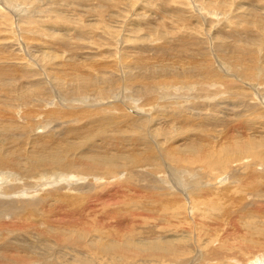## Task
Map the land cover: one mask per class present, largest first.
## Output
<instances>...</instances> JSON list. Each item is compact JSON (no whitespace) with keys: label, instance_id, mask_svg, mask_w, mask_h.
<instances>
[{"label":"rangeland","instance_id":"374dc122","mask_svg":"<svg viewBox=\"0 0 264 264\" xmlns=\"http://www.w3.org/2000/svg\"><path fill=\"white\" fill-rule=\"evenodd\" d=\"M16 4L17 8H14L13 6ZM0 11L4 15L0 13V22L2 23V26L0 25V57L11 53L16 56L13 60H0V67L2 66V69L4 68L7 73V79L0 75V107L2 108L0 110V125L9 122L14 123V125L19 123V126L16 125L18 129L15 136L13 138L12 136L11 138H6L5 141L2 140L3 143L0 144V147L4 144L1 147L3 151H9V153L16 152L15 155L23 151V155L28 154L33 146H31V144L27 145V142H35L33 139L37 137L36 134L33 135V133H31V135L28 130L30 129L34 132L33 130L35 129L32 128L31 125L38 123V121H42V119L44 120L43 113L48 112L47 109L54 107L52 105V103H54L53 99L49 100L51 105L45 107L44 104V106L41 105L40 108L37 107L40 115H35V119H27L24 117L25 115L22 116L25 112L22 110L28 107L14 110V113L17 111V116L11 112V107L4 108V103L9 100L8 98L16 94H24L30 97H33L35 94L33 98L47 95L43 98L44 100L50 97L51 92L47 89L51 88L52 90V87H48L50 82L46 80L45 77L36 73L38 74V76H35L37 79L34 78L40 80L41 83L44 81L43 84H39L36 87L32 86L34 80L31 82L26 80V73L29 75L35 73L29 68L30 71L28 67H37L46 72L48 69H55V67L60 64L75 66V70L69 71L67 74L51 80L54 93H58L60 97L69 99L70 102L75 104V100L85 99V102H87L88 97L96 95V92L84 91L83 85L85 84H98L104 95V98L101 99L102 101L111 102V98L117 96L116 93L112 94V96L109 95L111 93L109 86L116 88L118 92L122 88L123 81V83H125L127 80L132 79L128 77V73L125 75L123 72L124 70H121L120 63L125 61L123 55H128V66L137 60L138 57H142L146 60V62H144L145 64L163 65L166 71L162 76L171 77L165 78L163 81L159 78L156 85H151L147 82L142 84L138 82L126 83L127 86L125 85V88L127 87V89H121L122 93L119 99L123 97L126 99L124 95L128 96L130 99L131 97L136 99L135 103H137L138 106L133 107L136 113L130 112V109L126 108L128 105H126L124 101H121L120 110L117 109L120 121H125L123 126L126 129L132 130L134 126H132L131 122L135 124L141 123L139 124L141 129L138 133L151 139L148 143H151V141L153 143H159V145L155 146V149V144L152 145L153 143H151L148 148L149 150L156 151L155 157L148 160L150 169L153 171L152 175L148 173V168H146L147 166L145 165V170H143L144 173L146 172L145 175L140 174V176L144 175L145 177H140L139 181L140 186H146L147 181L151 179L152 181L148 183L149 187H154L157 193L159 192L158 194H163V207L159 208L157 213L158 216L164 220L163 225L159 228L157 233L154 234L151 230L154 222H149V224H133L131 228L113 230L112 235L104 239L95 237L90 238V236L85 238L83 231L76 229L73 231V240L78 250L84 251V249H86L90 254H107L110 258L125 256L130 259L133 258L144 261L155 259L169 262L171 257L169 250L172 248L187 250L186 254L188 256L191 254V257L193 256L192 252L196 250L201 253V258L206 254L209 244H213L214 247L220 246L225 249L223 244L227 243L228 240L223 238V235L219 234L222 233L221 231L217 232L218 235L208 236L199 230L198 222L196 221L202 218L204 212L197 207V194L191 193L189 190L186 192L180 189V191L176 189H174L175 191H170V182H176L177 178L172 177L167 169L171 167L172 170H175L174 173L176 171L184 172L181 175L182 179H185L188 173L194 175V178L197 177L199 182L192 186L193 190L201 188L202 190H206L209 188L214 193H219L231 186V194L235 196V199L244 198L242 201L264 204V182L262 183L260 179H255V181L250 183V181L244 178L245 176H253L254 168L259 171V174H256L255 178H258V176L264 177V174L261 175V172H264V145L254 143L255 148L251 152H244L241 153V155L236 153L230 155L227 153V149L231 147L228 143L229 134L225 135L227 134L225 133L227 130H224V132L223 129H221L224 125L221 124L210 128L208 127V137L205 141L197 144L202 147V154L184 155L187 148L193 145L187 141V138L189 137L190 139L196 140L198 137L201 138L199 136L201 133L200 129H198L196 125L178 130H175V127H180V124L168 126L159 111L158 104L173 101L174 107L179 108L181 105H186L190 110L195 112L189 115L199 117L217 116L220 119L225 118V112H227L226 110L228 109H230L233 115L235 113H239L237 115L244 113L246 116L247 112H243L245 110L249 113L246 117H239L240 120L243 121L246 118L244 121H257L258 123H262L261 121L263 120L264 123V77L262 78L260 74V72H262L260 70L262 69L264 60L262 58L264 53V0H0ZM12 29L19 35V44L16 43L17 46L14 44L15 41L13 42L11 40L13 36L11 33ZM50 41L52 42L50 43ZM162 41H167L168 43ZM174 41L177 43V48L174 50V53H172L173 57L171 56L170 59L166 58L172 48V46L168 44L174 45ZM184 42L186 43L184 44ZM165 44L166 48L164 47ZM159 45L162 46L160 47ZM8 47H11V49ZM227 47L235 49L236 52L227 51V49H225ZM7 49L9 50L7 51ZM13 50L14 52H12ZM124 50L125 52L123 53ZM201 52L211 56L212 66H207L208 68L205 67L203 62V57L205 56L204 54H199ZM248 52L252 53V56H250L252 60L249 58L250 63L244 62L248 57ZM237 54L241 56L237 57ZM136 56L138 57L136 58ZM223 56L226 60L228 59V63L224 62L225 59ZM84 59H89L96 63L109 64L108 73L100 71L96 66L79 68L87 62V60L85 61ZM261 59L263 60L261 61ZM10 61L14 62L11 64L25 66L26 69H19L21 70V75H19L20 73H15L14 75L13 70L10 69L11 64H8ZM219 63L222 65L220 66ZM188 64H191L190 69H185ZM236 65L242 66L241 69H238V67L235 68L234 66ZM209 68L211 70L208 71ZM106 70L107 69L104 71ZM126 71L128 70L126 69ZM210 71L213 74H208ZM256 73L257 80L259 79L258 81L255 79ZM247 77L250 78L248 79ZM227 79H231L232 81L228 82ZM222 81H224L223 84ZM225 82L228 83L229 86ZM245 82H248V84H244ZM176 85L180 87V89H177L175 87ZM138 86L139 88H137ZM135 87L139 92L133 91ZM145 89L151 91V95L147 96L149 100L153 99L151 102L143 99L146 97L145 93L140 95V92ZM204 90L205 92H203ZM38 92L40 94H38ZM233 92H235V94H233ZM41 93L46 95H42ZM212 94L213 96L211 97ZM234 95H237V99H229L228 96ZM202 96V101H205L204 107L206 109L209 107L207 110L209 114L206 112L205 108L200 109L199 106H197V108H192V104H190L197 102V98ZM207 97L213 98L214 100L208 99ZM216 100L221 101V104L219 101L218 102L221 106H224L222 109H227H219V104ZM206 101L209 102V104ZM215 101L216 104H214ZM232 101L233 104H230ZM261 101H263V103ZM184 102L187 104H184ZM258 102L261 104L259 105ZM103 106L104 105H101V107ZM44 107L45 109H43ZM77 108L78 105H75L74 109L66 107L61 109H64L65 112H72ZM7 109L10 113L6 112L8 111ZM39 109L42 110L39 111ZM125 109L127 114L132 118L125 117ZM166 109L172 113L175 108L168 107ZM210 109L213 114L210 113ZM18 113L21 114L19 115ZM160 116L163 118L164 122L160 125L151 126V123L159 119ZM234 117L236 116L234 115ZM237 118L238 117L234 119L237 120ZM48 122H52L54 125L56 123V121L53 120H48ZM263 123L260 125V128L256 129L257 133H253L252 130H250L249 133L247 130L243 136H252L251 138L256 140L257 138L260 139L264 136L260 133L264 129ZM54 125L46 130L50 131L55 129ZM223 128L227 129L226 127ZM22 129L26 131H22ZM39 129L34 133H42V135H44L45 132H47L44 130L45 132L43 133V129ZM56 130L60 131L59 128ZM234 133L235 135L238 134L236 131H234ZM21 136H24V140H20V138L23 139ZM163 137L166 138L163 139ZM17 139H19V141ZM12 140H16V142H12ZM9 144L12 145L9 146ZM35 144H37V141ZM7 145L9 148H6ZM21 145L24 148L21 147ZM156 154L158 156H156ZM177 155L182 156L179 159H174ZM164 165L167 167L164 169L165 171L163 170V173L166 175V183L163 181L161 171V166ZM232 170L236 173V177L234 178H240L237 183L233 182L235 179L233 178L234 172H232ZM249 173L253 174L249 175ZM183 175H185V177ZM122 176L124 178L126 173H122L120 178H122ZM15 177V175L11 177L4 176L5 182L2 183V185H9L15 180ZM82 178L72 177V181L76 182ZM154 178L160 181H154ZM86 181V184L90 182L89 179ZM112 181L114 182L115 179H111V182ZM16 182L22 185L25 184L26 181L22 179ZM113 182L110 183L109 181V185L116 183ZM92 184L93 187H100L107 183L102 179V181H94ZM52 185L54 186L55 183ZM137 185L138 182H136V188H139ZM257 185H260L258 187L259 193L254 194L253 189ZM27 186L25 185V187ZM40 189L41 186L38 188V193L39 195L41 194L40 196H43L48 190H51L48 188L44 190V192L46 191L44 193L43 191H39ZM53 189L55 190L56 188ZM172 191L173 193L171 194ZM234 192H236V194H234ZM173 196L176 198L173 199ZM211 197H213V194ZM191 205L194 209L193 220L186 218L187 214L185 208L190 211L188 207ZM256 207H258L256 208L258 211L263 210L264 212V208H259L260 205ZM214 214L217 215V213ZM218 220L220 221V218ZM224 223L220 221L221 227L227 229L231 227V224ZM184 230H189L190 232V243L188 244L185 243L186 240L184 238L180 236L174 237V234H180L181 231L184 233ZM224 234L227 235L226 233ZM246 234V231L242 229L237 236L239 238L236 239V235L231 237L232 240L230 243L237 247L241 245L244 246V242H242L241 239H243ZM161 235L169 236L164 238L161 237ZM255 237L256 240H263L262 235L256 234ZM154 244H161L164 250L155 253L148 252V249ZM131 245H133V248ZM223 251L225 255L227 253H234V255H239L241 252L243 253L242 250L238 251V249L232 251L230 247ZM248 256L254 257L253 254H248ZM229 263L240 264L235 261H229ZM206 264L228 263L214 260L207 261Z\"/></svg>","mask_w":264,"mask_h":264},{"label":"bare ground","instance_id":"6f19581e","mask_svg":"<svg viewBox=\"0 0 264 264\" xmlns=\"http://www.w3.org/2000/svg\"><path fill=\"white\" fill-rule=\"evenodd\" d=\"M17 4L13 7L15 8ZM0 13L2 12L0 11ZM1 24L2 23L0 22V25ZM13 30L14 29H12L11 31L13 35L11 40L13 42L15 41L14 44H19V35L18 33H16V31ZM175 41L174 45L168 44L169 46H172V48L170 49L167 57L164 54L166 58L170 59L173 55L172 53H174V50L177 48V43ZM51 42L52 41H50V43ZM162 42L166 43L167 41ZM185 43L186 42H184V44ZM165 46L166 44L164 45V47ZM9 49H11V47ZM9 49H7V51ZM225 49L234 53L236 52L235 49H230L228 47ZM12 52H14V50ZM124 52L125 50L123 51V53ZM199 54H204L205 56L203 57L205 67L210 65L212 66V62L210 59L211 56L207 55L204 52H201ZM127 56L123 55L125 61L123 63H120V66L121 70H124V74L126 75V73H128V77L132 79L127 80L128 82L126 81L125 83H123V81L121 89H127V87L125 88V85L126 83L130 82H138L141 84L147 82L151 85H156L157 80L159 78L161 81H163L165 78H171L162 76V74L166 71V68L163 65L158 66L145 64L144 62H146V60L142 57L136 56V58L138 57V59L135 60L130 66H128L129 60L127 61ZM224 56L223 58L225 59V61H223L225 63H228V59L226 60ZM236 56L240 57L241 55L237 54ZM247 56L248 57L245 59V61H243L250 63V56H252V53L248 52ZM14 58H16V56L11 53L0 57V60H13ZM262 58L264 59V53ZM263 59H261V61ZM86 60L87 62L79 68H84L87 66H96L100 71L108 73V69L110 67L109 64L96 63L89 59ZM11 63L14 62L10 61L8 64ZM221 65L222 64H220V66ZM190 66L191 64H188L185 69H190ZM234 67H238V69H241L242 66L240 67L236 65ZM29 68L32 69L35 73H32V75L26 73V80H29L30 82L34 80V82H32V86L36 87L39 84H43L44 81L42 80L43 82L41 83L40 80H36L37 78L35 76H38V74H40L41 76L45 77V79L50 82V85H48V87H52V90L51 88L47 89L49 92H51L50 97H48L47 100H44L43 98H45L47 95L42 93V95L46 96H41L38 98L36 96L35 98H33L35 94L33 95V97L24 94H16L14 96L9 97V100L7 99L8 101L4 103V108L11 107V112H13L14 110H17V108L19 109L28 107L22 110L23 112L25 111L22 116L25 115V118L33 119L35 115L39 114L37 107L40 108L41 105L44 106V104L45 107H47V105H51L49 100L53 99L54 103H52V105L54 107L51 109L46 108L48 112L43 113L44 120L42 119V117L40 118L42 119V121H38V123H35L31 126L35 129L33 130L34 132L41 128L43 129L44 133V130H46L47 128L49 129V127L54 125V123L48 122V120L56 121V123L54 125L55 129L50 131L46 130L47 132H45L44 135H42V133H34L30 129L28 130L30 134L33 133V135H37V137L33 139L35 140V142L37 141V144H35V142L28 141L27 145L31 144V146L33 147L32 150L26 155L22 154L24 151L22 153L20 152V154L18 155H15L16 152L10 151L11 153H9V151H3L1 147L4 144L0 147V264H206L207 261L214 260H217L219 262L222 261L223 263L228 264H232L229 263V261H235L240 264H264V212L263 210L258 211L256 209L258 208L256 207L257 205H260L259 208L263 209L264 204H257L253 202L249 203L250 201H242L244 200V198L235 199V196H232L231 194V186L227 187L224 191L219 193H214L209 188L206 190H202V188L193 190L192 186L195 183L199 182V180H197V177L194 178V175L188 173L186 175V178L182 179L181 175L184 172L176 171L174 173L175 170H172L169 164L168 166L170 168L167 169L168 172L171 173L170 175L172 177L177 178L176 182H170L172 184H170V191L174 189H180L183 192L189 190V192L197 194V207L198 209L204 212L202 218H200L199 221H196L198 222L199 230L208 236L218 235L217 232L221 231L222 233L219 234L223 235V238L228 240L227 243L223 244L225 249L230 247L232 251L238 249V251L242 250L243 253L241 252L239 253V255H234V253L229 254L226 252L227 254L225 255L223 251L225 249L220 246L214 247L213 244H209L206 250V254L203 256V258H201V253L196 250L192 252L193 256L191 257V254L189 256L186 254L187 250H179L176 248H172L169 250L171 254L170 261L164 262L162 260L155 259L148 261L137 260L133 258L130 259L125 256H116L115 258H110L107 254H90V252L86 249H84V251L78 250L73 240V231L76 229L82 230L85 238L90 236V238L95 237L104 239L110 237L112 235L113 230L115 229H126L131 228L133 224H149V222H154L151 227V230L152 233H157L159 228L164 223V220L160 218L157 214L159 208L163 207V194L161 193L160 195L158 194L159 192L157 193L154 187H149L148 183L152 181L151 179L147 181L146 186H140L139 181L140 177L144 176L146 173L143 172V170H145V165L147 166L146 168H148V173L152 175L153 171L150 169L148 160H150V158L155 157L156 151L148 149L149 145L153 143L152 141L151 143H148V141L150 142L151 139L138 133V131H140L141 129V126L139 125L141 123L135 124L131 122L132 126L134 127L132 128V130H128L123 126L125 121H120L117 109L120 110L119 107H121V101H124V103L128 105L126 106V108L130 109V112L132 113H136V110L133 107L138 106V104L135 103L136 99L132 97L130 99L128 96L124 95L126 99H124V97L119 99L122 93L121 89L117 92L116 88L109 86V89L111 90V93L109 95L112 96V94L114 93L117 94L116 97L111 98V104V102L101 100L104 98V95L101 92L98 84H85L83 85V90L86 92H96V95L88 97L87 102H85V99L75 100V104L73 102H70L69 99L60 97L58 93H54L53 83L51 81L52 79L59 78L67 74L69 71L75 70V66L70 64H60L56 66L55 69H48L46 70V72L42 71L37 67H28V69ZM10 69L13 70L14 75L15 73H20L19 75H21V70L26 68L25 66L11 64ZM105 69L107 70L104 71ZM126 69L128 71H126ZM209 70L211 69L209 68L208 71ZM260 71H262L260 72V74L263 78L264 60L262 64V69ZM209 73L212 72L210 71L208 72V74ZM0 75L4 77L7 76L6 70L4 68L2 69V66L0 67ZM255 75L256 78H254L257 80V73ZM230 81L232 80H228V82ZM223 82L224 81H222V84ZM244 84H248V82H245ZM177 85L175 87L177 89H180V87H178ZM137 88H139V86ZM137 88L135 87L133 91L139 92ZM203 92H205V90ZM144 93L146 94V97L143 99L145 101L151 102L153 99L149 100V98L147 97L151 95V91L149 89H145L140 92V95ZM38 94L40 93L38 92ZM233 94H235V92H233ZM212 96L213 94L211 95V97ZM228 97L229 99H237V95ZM202 98L203 96L198 97L197 102L190 103L192 104V108H197V106H199L200 109H204L205 101H202ZM207 98L214 100L210 97ZM216 101L218 104L219 102L221 104V101ZM216 101L214 104H216ZM263 101L261 102L263 103ZM207 103L209 104V102ZM173 104V101H168L164 104H158L159 111L162 117L165 119L166 124L168 126L180 124V127H175V130L185 129L192 125H196L201 132L199 135L201 138L198 137L197 140L190 139L189 137L187 138V141L189 143H192L193 145L187 148L184 155L202 154L203 149L197 144L202 141H205L208 137V127L210 128L215 125L221 124L224 125L223 127L227 128L224 129L223 127L221 128L219 126L221 129H223V131L227 130V132L224 131L225 133H227L225 135L229 134L228 143L231 147L227 149V153L230 155L233 153L241 155V153L244 152H251L255 148L254 143L264 145V136H259L261 138H257V140L251 138L252 136L250 135V137L243 136V134H245V131L247 130L249 131V133L250 130H252L253 133H257L256 129L260 128V125L263 123V120L261 118L260 119L262 120V123H258L257 121H244L246 120L245 117L249 113L248 111H243L245 113L247 112L246 116L244 113H241L240 115H237L239 113H235L234 115L238 117L237 120H235L236 117H234L233 113L231 114L230 109H222L224 106H221L219 104V109L227 111L225 112V118L220 119L217 116L199 117L189 115L195 112L193 110H190L186 105H181L179 108H177L174 107ZM184 104L187 103L184 102ZM230 104H233V101ZM258 104L260 105L261 103L258 102ZM75 105H78V108L72 112H65L64 109H61L63 107L74 109ZM101 105L104 106L101 107ZM45 107L43 109H45ZM168 107H172L175 109L171 113L169 110L166 109ZM208 108L209 107L205 109L206 112L209 114V112L207 111ZM1 109L2 108L0 107V110ZM40 110L42 109H39V111ZM6 112L10 113L9 110ZM211 112L212 111L210 109V113ZM16 113L14 114L16 115ZM124 115L127 118H132L127 114L126 109ZM243 116H245V119L242 121L239 117ZM255 116L257 118L256 114ZM163 118H161L160 116L159 119H156L153 123H151V126L160 125L164 122ZM18 124L16 123V125ZM16 125H14V123L12 122L5 124L3 123V125L0 127V144H2L3 141L6 140V138H11V136L13 138L15 136L16 131L18 129ZM58 128L60 129V131L56 130ZM23 130L25 129H22V131ZM234 131H236L238 134L235 135ZM262 132H260L261 135H264V129ZM22 138L23 139L20 138V140H24V136ZM165 138L166 137H163V139ZM17 140L19 141V139ZM13 141L14 140H12V142ZM14 142H16V140ZM10 145L12 144H9V146ZM152 145H154L155 149V146L159 145V143H153ZM7 147L8 145L6 146V148ZM21 147L23 146L21 145ZM156 156L158 155L156 154ZM181 156L182 155H177L174 157V159H179ZM161 167L163 181L165 182L166 175L163 173V170L167 167L166 165ZM232 172H234V176L232 175L233 178L236 177L235 171L232 170ZM122 173H126V176L124 178L123 176L122 178H120V175ZM253 173V176H245L244 178L250 181V183L255 181V179H260L262 183L264 182V177L262 176H258V178H255V175L259 174V171L256 168L253 169ZM253 173H249V175H252ZM140 174L144 175L140 176ZM262 174H264V172H261V175ZM12 175L16 176L14 178L15 180L13 181L14 183L11 182L9 185L3 186L2 183L5 182V179L3 177H11ZM183 176L185 177V175ZM72 177L83 178L75 182L72 181ZM22 179L26 181L25 184L21 185L16 182ZM87 179H89L91 184L94 181H102V179L105 180L107 184L101 185L100 187H93V184L91 185L90 182H88L87 184L85 183ZM111 179H115L114 182L116 183L112 181L114 184L109 185V181L110 183H112ZM154 179V181H160L156 178ZM234 179L236 181L234 180L233 182L236 183L240 180V178ZM136 182H138L137 186H139V188H136ZM54 183L55 185L53 186L52 184ZM232 184L235 185L234 183ZM25 185L28 186L25 187ZM40 186L41 189L39 191L41 192H44V190H47L48 188L51 190H48L46 194L40 196L41 194L39 195L38 193V188ZM259 186L260 185H257L253 189L254 194L259 193ZM53 188L56 189L54 190ZM172 193L173 191L171 192V194ZM212 194L213 197H211ZM234 194H236V192H234ZM172 198L174 199L176 197L173 196ZM188 208L190 209V211L185 208L187 214L186 218L193 220V206L191 205ZM214 213H217V215ZM219 218L220 221H223V223L225 222L231 224V227L230 225L229 229L221 227L222 225L218 220ZM242 229H244L247 233L246 236L241 239L242 242H244V246L241 245L242 247H237L234 244L230 243V241L232 240L231 237L236 235L235 238H239L237 236L240 234V231ZM182 232L183 231H181V233ZM181 233L174 234V237L180 236L186 240V244L190 243L189 230H184V233H182L183 235ZM224 233H226L227 235H225ZM256 234L262 235L263 240H256ZM167 236L169 235H161V237L164 238ZM131 247L133 248V245H131ZM162 250H164V248L161 246V244H154L148 249V252L155 253ZM248 254H253L254 257H249Z\"/></svg>","mask_w":264,"mask_h":264}]
</instances>
